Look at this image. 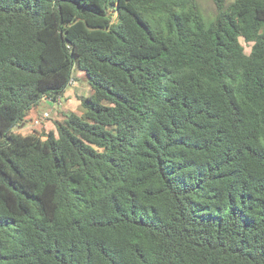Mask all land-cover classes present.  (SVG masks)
<instances>
[{
  "label": "trees",
  "instance_id": "obj_1",
  "mask_svg": "<svg viewBox=\"0 0 264 264\" xmlns=\"http://www.w3.org/2000/svg\"><path fill=\"white\" fill-rule=\"evenodd\" d=\"M211 1L0 0V264H264V0Z\"/></svg>",
  "mask_w": 264,
  "mask_h": 264
},
{
  "label": "crops",
  "instance_id": "obj_2",
  "mask_svg": "<svg viewBox=\"0 0 264 264\" xmlns=\"http://www.w3.org/2000/svg\"><path fill=\"white\" fill-rule=\"evenodd\" d=\"M73 78L75 79V82L71 85H68V87L65 89L60 98V103L61 101L62 103L59 106H53L51 99L45 97L42 98V100L30 110L29 114L24 118V120L17 125L18 128L16 129L22 132L23 130L25 131L32 127V129L41 130L48 133L52 131V125L50 122L64 119L69 112H78L77 108L80 103L79 98L84 97V91L90 92V87L89 85H87V87H81L79 82L84 78H76L75 72ZM46 111L50 112V118L41 120L42 114ZM34 119L41 120V123L36 127L32 125Z\"/></svg>",
  "mask_w": 264,
  "mask_h": 264
},
{
  "label": "rangeland",
  "instance_id": "obj_3",
  "mask_svg": "<svg viewBox=\"0 0 264 264\" xmlns=\"http://www.w3.org/2000/svg\"><path fill=\"white\" fill-rule=\"evenodd\" d=\"M198 3L200 5L201 12L204 15L205 21H208V20L212 19L213 16H214V6L212 4V1L211 0H198ZM240 42L244 46V50L247 53L249 51L250 44L245 43L242 39H240ZM74 72H75V77L76 78H80L81 77V78H84L85 79V80L84 79L80 80L79 83H80L81 87H87L88 83H87L86 78H85V73L82 70L78 69L77 67H74V70L72 71V77H74ZM78 76H80V77H78ZM73 81H75V79ZM89 94H90V92H88V91H84L83 92V96L84 97L88 96ZM72 98H73V96H72ZM61 103H62V101H61ZM46 112H48V111H46ZM48 114H49V117L48 118H50V112H48ZM42 119H47V118H41V120ZM59 121H62V120H59ZM56 122L57 121L50 122L51 125H52V131L54 133H55V127H56L55 125H56ZM40 123H41V121H40ZM38 125H33V126L36 127ZM31 129H32V127H30L29 129H27L25 131L23 130V132H27L28 130L30 131Z\"/></svg>",
  "mask_w": 264,
  "mask_h": 264
},
{
  "label": "built area",
  "instance_id": "obj_4",
  "mask_svg": "<svg viewBox=\"0 0 264 264\" xmlns=\"http://www.w3.org/2000/svg\"><path fill=\"white\" fill-rule=\"evenodd\" d=\"M75 81H73V79H71L70 80V82H69V85H71V84H73ZM60 96L59 97H57L55 100H51L52 102H53V105L54 106H59L61 103H60ZM49 117V114H48V112H44L43 114H42V117L41 118H48ZM40 119H34L33 120V122H32V124L33 125H38L39 123H40Z\"/></svg>",
  "mask_w": 264,
  "mask_h": 264
},
{
  "label": "clouds",
  "instance_id": "obj_5",
  "mask_svg": "<svg viewBox=\"0 0 264 264\" xmlns=\"http://www.w3.org/2000/svg\"><path fill=\"white\" fill-rule=\"evenodd\" d=\"M72 79L74 80V78L72 77ZM61 97V96H60Z\"/></svg>",
  "mask_w": 264,
  "mask_h": 264
}]
</instances>
